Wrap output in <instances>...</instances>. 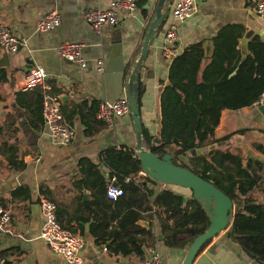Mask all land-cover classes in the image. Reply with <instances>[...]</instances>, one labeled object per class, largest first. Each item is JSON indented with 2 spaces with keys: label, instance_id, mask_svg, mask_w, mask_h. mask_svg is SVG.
<instances>
[{
  "label": "crops",
  "instance_id": "obj_1",
  "mask_svg": "<svg viewBox=\"0 0 264 264\" xmlns=\"http://www.w3.org/2000/svg\"><path fill=\"white\" fill-rule=\"evenodd\" d=\"M109 1L0 0V25L10 29L22 43L14 55L0 48V208L8 210L11 216L8 231L0 235V257L5 259V264H65L39 238L41 197L56 204L60 225L81 238L82 256L89 264H139L151 250L159 253L163 264H181L190 245L182 249L165 246L158 221L146 215L140 221H145L148 227L137 224L140 229L130 230L150 229L156 239L152 246L145 244L141 258L135 254H113L111 239L103 242L93 235L100 223L112 221L108 229L115 227L125 209L120 198L109 200L105 192L98 191L99 182L94 183V178L88 175V166L96 167L108 186H118L109 178L105 154L113 149L134 152L136 145L129 115L113 117L107 126L96 119L94 112L100 102L124 98L129 74L158 3V0H142L136 12L120 14L116 26H104L97 33L84 15L88 10L106 9ZM177 2L165 1L164 20L138 70L142 91L139 115L143 134L151 137L159 134L161 89L175 57L187 47L201 44L206 59L201 65L200 80L201 72L210 62L212 39L222 28L240 27L244 30L240 40L247 31H252L250 40L258 37L264 41V20L254 12L256 0H193L195 12L184 22L172 15ZM50 12L60 16V25L45 33L38 32L39 21ZM172 26L178 37L173 45L177 55L165 58L162 46ZM61 43L83 44L86 66L81 68L61 59L55 50ZM37 67L47 72L49 93L58 98L65 121L75 131L67 146H53L45 136L46 129L42 117L39 121L38 112L41 88L19 92L24 76ZM261 104L264 96L257 105L223 111L215 129V138L223 140L213 144L217 148L212 151L240 155L243 168L248 161L264 166V115L258 110ZM137 177V181H145L141 172ZM147 186L156 193L166 188L159 183ZM181 196L189 198L191 193L186 190ZM247 196L258 204L263 203V194L257 189ZM229 230L210 240L193 264H259L233 242Z\"/></svg>",
  "mask_w": 264,
  "mask_h": 264
},
{
  "label": "trees",
  "instance_id": "obj_2",
  "mask_svg": "<svg viewBox=\"0 0 264 264\" xmlns=\"http://www.w3.org/2000/svg\"><path fill=\"white\" fill-rule=\"evenodd\" d=\"M243 32V28L227 26L216 33L210 62L201 72L200 80L201 65L206 59L201 44L187 47L172 60L167 82L161 89L159 134L151 137L144 132L143 141L159 158L172 147L175 166L190 170L238 206L229 230L232 240L249 257L264 264V166L248 161L243 168L240 155L221 150L186 158L191 150L205 149L223 140L215 138L223 111H237L260 103L264 93V41L252 38L248 55L240 62L239 40ZM141 93L139 90V96ZM41 96L38 99L39 121ZM105 162L109 178L123 191L120 199L124 202L125 213L118 216L115 227L108 229L112 221L100 223L93 235L103 242L111 239L113 254H135L141 258L145 244L154 245L156 239L150 229L130 231L140 229L137 223L144 215L158 221L164 244L171 249L185 248L208 227L207 215L192 195L184 198L173 192L171 186L156 193L147 184L154 186L157 182L145 177L146 185L142 186L136 180L140 162L134 152L110 150L105 154ZM88 175L94 178V183L99 182L98 191L106 194L108 184L96 167L89 165ZM255 189L263 194V203L258 204L247 196ZM141 234L143 237L138 236ZM182 235L187 238L182 239Z\"/></svg>",
  "mask_w": 264,
  "mask_h": 264
},
{
  "label": "built area",
  "instance_id": "obj_3",
  "mask_svg": "<svg viewBox=\"0 0 264 264\" xmlns=\"http://www.w3.org/2000/svg\"><path fill=\"white\" fill-rule=\"evenodd\" d=\"M142 0H110L104 10H88L85 21L97 32L104 26H116L118 17L131 15L137 10L138 3ZM195 12L193 0H178L172 9L175 20L184 22L192 17ZM254 12L257 17L264 20V0H256ZM61 23V18L56 12L46 14L38 23L37 31L45 33L56 29ZM178 40L174 27L167 31L162 46V55L165 58L175 57L177 51L173 48ZM22 43L7 27L0 25V48L7 54L14 55L19 52ZM172 46V47H171ZM84 46L81 43H61L56 47L57 55L81 68L86 66V60L82 55ZM98 65L101 67L102 62ZM101 69V68H99ZM47 72L40 67L30 70L19 87V92H28L35 87L41 88V117L46 129V138L53 145L63 147L69 145L75 135L74 129L67 124L60 110V102L52 96L46 85ZM264 96V93H263ZM129 115L128 105L125 98L113 102L103 101L97 106L95 117L104 125L110 126L113 117ZM106 197L109 200H117L123 195L118 186H108ZM41 224L39 238L47 245L51 254L59 256L65 264H89L82 256L83 243L79 236L64 229L57 220L56 204L47 197L40 199ZM11 216L8 210L0 208V235L7 232V226ZM4 258L0 257V264H5ZM139 264H163L162 258L155 250L140 260Z\"/></svg>",
  "mask_w": 264,
  "mask_h": 264
},
{
  "label": "water",
  "instance_id": "obj_4",
  "mask_svg": "<svg viewBox=\"0 0 264 264\" xmlns=\"http://www.w3.org/2000/svg\"><path fill=\"white\" fill-rule=\"evenodd\" d=\"M165 1L166 0H158L154 17L147 27L139 55L129 74L124 98L128 105L129 116L133 124L136 137L134 154L140 162V172L142 176L150 178L164 186L179 187L191 191L192 198L201 205L207 215L209 222L208 227L202 234L193 239L181 263L193 264L195 258L206 243L230 228L233 218L238 212V207L235 206L224 193L207 181L201 179L186 168L175 166L172 163V147H169L167 153L159 158L147 149L144 144L142 122L139 115L138 70L147 55L148 48L154 39L156 31L164 20ZM252 35V31H247L239 42L240 62L245 60L248 55V44ZM258 110L264 115V104H261ZM216 148V145H210L205 149L191 150L187 152L186 158L207 155ZM141 185L145 186V181H142ZM137 224L148 227L145 221H139Z\"/></svg>",
  "mask_w": 264,
  "mask_h": 264
},
{
  "label": "rangeland",
  "instance_id": "obj_5",
  "mask_svg": "<svg viewBox=\"0 0 264 264\" xmlns=\"http://www.w3.org/2000/svg\"><path fill=\"white\" fill-rule=\"evenodd\" d=\"M171 189L176 193V194H179V195H182L185 193V191L187 189H184V188H179V187H171ZM188 191V190H187Z\"/></svg>",
  "mask_w": 264,
  "mask_h": 264
}]
</instances>
